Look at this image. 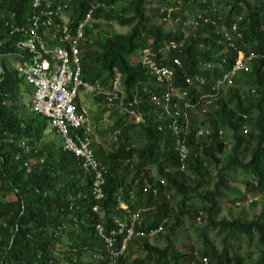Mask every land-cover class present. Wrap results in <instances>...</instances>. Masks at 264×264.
Listing matches in <instances>:
<instances>
[{
	"label": "trees",
	"instance_id": "obj_1",
	"mask_svg": "<svg viewBox=\"0 0 264 264\" xmlns=\"http://www.w3.org/2000/svg\"><path fill=\"white\" fill-rule=\"evenodd\" d=\"M92 1H71L75 22L83 19ZM101 1L104 5L94 12L93 27L86 30L80 44L82 77L107 86L109 91L116 73L121 72L120 99L108 103L102 92L92 96L108 106L128 110L138 94L141 103L132 108L141 111L144 119L129 123L127 110L121 117L115 116L121 112L118 108L109 114L113 124L105 129L118 135L113 136L108 149L93 143L100 169L105 171L103 198L97 200L93 194L95 174L85 172L80 159L64 151L63 144L47 147L41 134L48 119L33 110L30 118L27 113L19 116V78L9 64L10 59L19 64L21 58L9 24L22 23L31 6L29 0H0V52L7 53L0 57V64L5 65V73L0 75V264H264V204L251 217L218 218L220 188L234 194L225 201L230 208L250 195L264 196V0L218 1L225 7L230 5L223 13L213 10V0ZM149 4L156 5L152 16ZM158 5L173 8L174 18L182 20L186 19V8L197 6L217 21L218 28L208 23L194 31L187 27L185 33L182 26L174 25L168 31L166 23L156 22L162 15ZM114 21L131 27L130 31H112L107 25ZM234 23L241 34L235 35L237 48L246 55L262 56L234 72L228 83L222 82V76L233 68L238 53L226 49L222 40L223 31ZM170 41L179 43V48L163 62L171 65L174 58L182 61L175 70V85L188 93L186 101L199 109L207 100L204 96L218 88V97L203 120H198L201 116L195 115V107L186 109L184 100L176 95L169 111L153 103V94L165 102L164 88L156 85L147 67L133 61L147 49L159 52ZM186 77L206 83L197 87L195 82L186 83ZM177 104L181 106L178 114ZM175 122L178 134L173 131ZM202 126L210 134L198 135ZM220 128L229 131V145L219 137ZM176 140L188 149L181 171ZM22 141L28 149L20 146ZM234 175L242 177L244 191L225 187L226 178ZM119 198L139 212L137 231L149 233L163 225L158 234L162 236L166 230L165 247L147 237H136L129 242L128 252L112 257L96 226L101 223L108 230L115 218L123 219ZM196 200L202 205L196 206ZM185 218L194 223L200 218L196 228L202 239L198 242L200 251L194 245L187 253L176 247L175 229ZM207 230L215 231L220 238L218 245ZM252 245L256 256L252 251L242 254L244 246Z\"/></svg>",
	"mask_w": 264,
	"mask_h": 264
},
{
	"label": "built area",
	"instance_id": "obj_2",
	"mask_svg": "<svg viewBox=\"0 0 264 264\" xmlns=\"http://www.w3.org/2000/svg\"><path fill=\"white\" fill-rule=\"evenodd\" d=\"M71 1L29 0L30 11L25 13L22 23L9 24V34L10 36L13 35L11 38L12 40L15 38L14 45L20 50L18 55L21 62L17 67V76L24 77L28 84L34 86L33 98L29 106L33 111L46 117L52 128L61 135L64 151L71 152L79 158L80 165L85 172L95 174L93 194L97 200H102L105 171L100 169L94 153V142L89 126V111L84 105H79L77 99L80 88H83L90 95L102 92L106 95L108 103H115L120 99L118 93L122 87L124 77L121 72L116 73L111 82L112 90L109 91L107 86L83 79L80 44L85 39L86 30L93 27L94 12L104 3L101 0H93L83 19L77 23L71 16ZM160 13L165 21L172 22V8L160 7ZM188 23L193 28L208 23L217 26L215 19L203 14H198L193 19L184 22V24ZM236 31L237 24L234 23L231 29L224 32V44L237 51L238 56L233 68L224 74L222 82L228 80L229 83L234 72L244 69L248 62L262 56L254 53L246 55L239 50L235 43ZM238 36L241 35L238 34ZM166 48L167 50L175 49L177 44L171 42ZM5 55L7 53L0 52V57ZM154 56L155 54L147 49L141 56V62L149 68L151 74L155 76L160 84H165V100L169 102L174 94L179 98H183L186 92H181L174 86L173 70L167 66H160ZM174 62L177 66H181L179 59H175ZM4 73L5 67L0 64V75L2 76ZM186 82L191 84L193 80L186 78ZM202 82L203 80L200 81L201 84H203ZM213 91L205 96L207 100L201 109L202 114L207 113L209 105L218 97V88H213ZM153 100L158 104L160 103L157 97L153 96ZM136 104H139L137 95L129 102V107L132 109ZM175 106H178V104ZM185 107H189V104L186 103ZM131 109L126 110L130 114H134L135 118L143 117L142 113ZM176 128V125H174V129ZM244 132H246V129H244ZM203 134H210L207 127L199 128L198 135ZM114 135L116 137L118 132ZM223 135L224 130L220 129L219 137L222 138ZM20 146L29 148L26 141H22ZM177 148L182 162L180 170H183V162L188 156V149L181 141L178 142ZM119 202V209L123 210V219L115 218L112 227L108 230L101 223L96 226L98 235L104 240L106 248L114 259L127 251L129 242L135 237L147 235L146 232L137 231L136 229V225L140 220L139 212L125 205L121 198H119ZM93 209L95 212L99 211L97 205ZM162 227L161 224L148 234L150 236L157 235ZM118 243L119 246H117Z\"/></svg>",
	"mask_w": 264,
	"mask_h": 264
},
{
	"label": "rangeland",
	"instance_id": "obj_3",
	"mask_svg": "<svg viewBox=\"0 0 264 264\" xmlns=\"http://www.w3.org/2000/svg\"><path fill=\"white\" fill-rule=\"evenodd\" d=\"M220 4V5H219ZM219 5V10L220 12H227L226 7L223 5L222 3H217L215 0L212 1V6H218ZM156 5L151 4L148 10V14L150 16H152L151 14H153V9ZM27 8V6H26ZM198 9V10H195ZM179 10V9H178ZM184 16L187 19L191 18L193 14L197 13V12H201V10L195 6L194 9L191 8H186L184 11ZM156 22L158 23H162L163 20L161 19L160 16L157 17ZM165 23V22H164ZM108 28H110L112 31L116 32V33H127L130 31L129 26H121L119 25L117 22H112L110 23V25H107ZM176 26H179L176 24ZM166 27L167 30L170 31L171 29H173L171 24L166 23ZM189 29L185 30V33L188 32ZM141 61V56L136 55L133 59V61ZM143 61V60H142ZM10 69L11 70H17L18 67V62L15 59H10ZM18 81H17V105L19 108V116L20 118H22L23 114L27 113L28 118L33 116V111L31 109V107L29 106L32 102V94L34 92V86L31 84H28V82L25 80L24 77H18ZM203 84H205V80H203L202 82ZM11 88H14L13 83L11 85ZM10 99L13 100V89H11L10 91ZM160 99H158L159 101ZM77 103L83 104L89 111V126H90V130L92 132V140L94 143L96 144H104L106 146V148L110 147V143L112 142L113 133H110L108 131H106L105 128L108 127L109 124H113L111 123L112 118L109 116L110 113H113V111H115L116 108H118L119 111L115 116L116 117H121L120 115H123V113L126 111L125 108L122 109V107H116L115 105L113 106H108L106 103H104L102 100L100 101L99 99L97 100L95 97H93L92 95L88 94L87 92H85V90L83 88H80L79 90V97L77 99ZM162 107V106H161ZM163 108V107H162ZM197 113L195 114L196 116H200L202 114V112H200L199 110L196 111ZM208 112V111H207ZM209 113V112H208ZM119 115V116H118ZM205 116H201L198 117V120H203ZM110 120L109 122H107V120ZM127 121L130 122H140L143 121V118H138L134 116V114H130L128 113L127 115ZM100 131H105V134H102ZM30 137L31 134H29ZM42 137H44L45 143L47 145V147H50L52 145H54L57 148H60L63 144V140L61 138V135L58 134L51 126V124L49 122H47L46 128L43 131V133L41 134ZM227 136H229V132L227 133ZM230 140H228L227 138V145H229ZM107 148V149H108ZM214 173H215V169L212 168L211 169ZM217 172V171H216ZM213 173V174H214ZM155 177V176H154ZM240 178H242L241 176H230L228 178H226V186L225 187H229L231 186L232 188H238L241 191L245 190V186L244 184L241 183V181L239 180ZM221 190V194H222V202H221V211L218 214V218L222 219V218H230L231 216L233 217H238V216H254L256 214H258L261 211L262 205L264 204V196L258 194L256 196H251L246 198L245 200H241L239 205H234L233 207L230 208L229 205L225 204V201L230 197L229 192L227 191V188H220ZM243 194V193H242ZM234 194H231V197H233ZM245 195V193L243 194ZM176 197L174 198V201L176 200ZM254 202H251L253 201ZM190 202H188L189 205ZM174 204V203H173ZM194 204L196 206H200L202 205V202L200 200H196L194 201ZM174 208L176 209V207L174 206ZM177 211V209H176ZM230 211H231V215H230ZM192 219H188L185 218V221L182 225H180L179 227H177L175 229V234H176V247H178V249L180 251H182L183 253H187L189 251V246L191 247V245L195 246V249L200 251V247L198 245V242L201 243L202 239L200 237V232H198L196 230L199 221L197 220V223H194ZM200 226H203V223L199 224ZM162 236H160L159 234L153 237H147L150 239V241H152L153 243L159 245L160 247H165L167 245V241H166V230H163L162 232ZM207 235L209 236V238H211L213 240V242L218 245L220 238L216 235L215 231L213 230H207ZM65 244H67L68 240L67 238H65ZM246 251H252L253 254L256 253V249L254 247V245L252 246H244L242 249V254H244ZM128 252V250H127ZM130 254V253H129ZM256 256V254H255Z\"/></svg>",
	"mask_w": 264,
	"mask_h": 264
},
{
	"label": "clouds",
	"instance_id": "obj_4",
	"mask_svg": "<svg viewBox=\"0 0 264 264\" xmlns=\"http://www.w3.org/2000/svg\"><path fill=\"white\" fill-rule=\"evenodd\" d=\"M149 2H151V0H148ZM217 3H219L218 1H223V0H215ZM220 5V4H219ZM219 5L218 6H214L213 7V10L214 11H217V10H219L220 8H219ZM148 6H150V4L148 5ZM160 7H164V6H162V5H158V9L160 10ZM165 7H167V6H165ZM168 8H171V7H168ZM230 8V5L229 6H226V10L228 11V9ZM173 8H172V13H173ZM195 10H198V9H195ZM198 14H203V15H206V16H208V17H210V15H208L206 12L205 13H203V12H197V13H195V14H193V16L191 17V18H189V19H185V20H182L179 16L178 17H176V18H174V16L172 17L173 18V20H172V22L171 21H165L164 19H163V15H161L160 17H161V19L163 20V22H165V23H168V24H171L172 26H174V25H180V26H182L183 27V30L185 31V30H187V27L190 29V30H192V31H194L196 28H193V26L191 25V24H184V22H186V21H189V20H191V19H193L194 17H196V15H198ZM211 19H214V18H212V17H210ZM201 25H206V24H201ZM218 28V24H217V26H216V28L215 29H217ZM229 29H231V28H229ZM225 30H228V29H225ZM225 30L223 31V33L225 32ZM236 33H237V31H236ZM240 34V33H239ZM237 35V37H240V36H238V33L236 34ZM241 35V34H240ZM223 39H224V37H223ZM236 39V38H235ZM223 41V40H222ZM171 42H175V41H170V42H167L166 44H164L160 49H159V52H156V51H152L151 50V52H153L154 54H155V56H154V59L157 61V63L160 65V66H167V67H169V68H171L172 70H173V72H174V86L176 87V89H178L179 91H181V92H183L182 90H181V88L180 87H178L177 85H175V73H176V67H181L182 66V61L179 59V58H174L173 60H172V64L171 65H167V64H164V62H163V60H165L166 58H167V56H168V54L170 53V52H173L175 49H178L179 47H178V45H179V43H177V42H175L176 44H177V48H175V49H170V50H167V46L171 43ZM235 43H236V41H235ZM225 48L226 49H230L229 47H227L226 45H225ZM230 50H232V49H230ZM243 52V51H242ZM245 53V52H244ZM161 54V55H160ZM141 56V55H140ZM175 59H179L180 61H181V66H177L176 64H175V62H174V60ZM139 61V60H138ZM140 63H142L141 61H140ZM143 64V63H142ZM5 66V65H4ZM145 66V65H144ZM145 67H147V66H145ZM147 70L149 71V74L155 79V83H156V85L158 86V87H161V88H164V93H163V99L165 100V92H166V87H165V84H160L158 81H157V79L155 78V76L153 75V74H151V71L149 70V68L147 67ZM224 76V75H223ZM222 76V77H223ZM186 78H191V77H186ZM186 78H185V81H186ZM192 79V78H191ZM202 79V78H201ZM203 80V79H202ZM195 81H193V83H194ZM187 83V82H186ZM193 83H191V84H193ZM190 84V83H189ZM197 84V87L201 84H198V83H196L195 82V85ZM186 92V91H185ZM135 95H137L138 96V99H139V95L138 94H134V96ZM174 95H176V94H174ZM173 95V96H174ZM153 96L154 97H157L158 99H160L159 100V104L156 102V101H154L153 100ZM153 96H152V100H153V103H155V104H157L159 107H163L162 109H164V110H168L169 111V105H170V103L172 102V98H173V96H172V98H171V100L169 101V102H167L166 100H165V102L163 103L162 102V100H161V98L160 97H158L157 95H155V94H153ZM177 96V95H176ZM187 96H188V93L186 92V95L183 97V98H179L178 96V98L180 99V100H184V107H185V104L186 103H188L189 104V107H185L186 109H189V108H194L195 106L194 105H191L188 101H186L185 99L187 98ZM204 99H205V96H204ZM206 101V100H205ZM139 103H141V100H139ZM204 104H205V102H204ZM212 104V103H211ZM210 104V105H211ZM209 105V106H210ZM191 106V107H190ZM204 105H202L199 109H197V107H195L194 109V112H195V114L197 113L196 111L197 110H199L200 112H201V109H202V107H203ZM174 108H176V114H178L179 112H180V109H181V106L178 104V106H174ZM209 108V107H208ZM133 109V108H132ZM131 109V110H132ZM197 109V110H196ZM135 110V109H134ZM210 110V108L208 109V111ZM137 112H139V113H142L141 111H138V110H136ZM129 113V112H128ZM143 114V113H142ZM206 114V113H205ZM205 114H201L200 116H204ZM143 118V117H142ZM144 119V118H143ZM108 121V120H107ZM110 121V120H109ZM135 122V121H134ZM141 122V121H140ZM136 123H138V122H136ZM174 125H176V129H173V131L175 132V133H177L178 134V124L175 122L173 125H172V127L174 128ZM202 127H204V126H202ZM220 129H222V128H220ZM219 129V130H220ZM244 129H246V127H243V132H244ZM218 130V131H219ZM223 130H224V135H223V137L221 138V140H223V139H225V142H227V133L229 132L228 130H226V129H224L223 128ZM247 130V129H246ZM115 134V133H114ZM115 136V135H114ZM179 141H181V140H176V151L178 152V148H177V146H178V142ZM180 158V157H179ZM180 167H181V164H180ZM180 167H179V170H180ZM181 171V170H180ZM123 202V201H122ZM126 205V204H125ZM128 206V205H127ZM129 207V206H128ZM198 221H200V218H198L197 219ZM139 222V221H138ZM138 224V223H137ZM150 233V232H149ZM158 235V234H157ZM154 236H156V235H154ZM137 237H153V236H150L148 233H147V235L146 236H137ZM136 238V237H135Z\"/></svg>",
	"mask_w": 264,
	"mask_h": 264
}]
</instances>
